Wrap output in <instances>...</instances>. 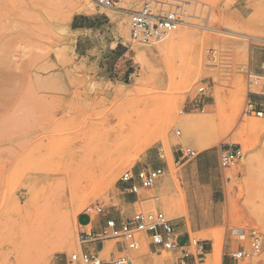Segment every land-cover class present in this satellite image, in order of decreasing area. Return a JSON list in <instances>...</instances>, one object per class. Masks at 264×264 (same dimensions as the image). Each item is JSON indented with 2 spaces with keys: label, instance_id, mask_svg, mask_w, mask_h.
<instances>
[{
  "label": "rangeland",
  "instance_id": "1",
  "mask_svg": "<svg viewBox=\"0 0 264 264\" xmlns=\"http://www.w3.org/2000/svg\"><path fill=\"white\" fill-rule=\"evenodd\" d=\"M143 1L0 0V264H67L84 213L99 227L140 211L203 242L195 264H208L219 235L216 264L238 244L250 254L239 264H264V111L247 106L250 92L264 97V78L247 86L264 54V0H182L176 31L188 39L166 54L129 39L127 15ZM229 144L242 158L223 170ZM185 148L197 156L178 164ZM143 168L164 174L126 205L119 178ZM137 240L131 264H171ZM116 242L105 241L104 262L120 256Z\"/></svg>",
  "mask_w": 264,
  "mask_h": 264
},
{
  "label": "built area",
  "instance_id": "2",
  "mask_svg": "<svg viewBox=\"0 0 264 264\" xmlns=\"http://www.w3.org/2000/svg\"><path fill=\"white\" fill-rule=\"evenodd\" d=\"M97 6L104 8H116V0H92ZM188 3L182 0H144L141 5L128 13V31L131 42L143 46H153L170 36L179 26L185 23L188 17L185 7ZM259 75L249 73L247 86L249 89L259 84V79L264 78V54L259 64ZM264 91V85L262 87ZM204 87L197 89V94L202 95ZM250 94H253L250 92ZM247 106L253 109L248 100ZM176 136L180 132L176 131ZM161 152V151H160ZM176 162L195 158L197 154L191 148L178 149ZM242 158L241 147L233 144L224 146L219 151V167L228 169L234 166ZM164 172L161 168H143L124 172L119 181L122 190L127 195L138 196L141 191H146L156 186ZM92 211L96 215L103 214V208L95 206ZM143 234L149 240V246L155 252L164 251L171 255V264H195L197 258L205 253V244L190 236L181 235L172 219L167 218L162 212H135L125 221L117 222L112 218H106L98 230H95L89 221L79 233V250L69 256L67 264H131V252L137 248V235ZM253 251L259 250L258 236L255 232L250 234ZM116 240L115 250L120 254L104 262L100 253L105 250V241ZM100 243V249L91 247L90 250H82L83 245ZM238 244L235 250L224 256L221 264H239L250 256L244 248Z\"/></svg>",
  "mask_w": 264,
  "mask_h": 264
},
{
  "label": "bare ground",
  "instance_id": "3",
  "mask_svg": "<svg viewBox=\"0 0 264 264\" xmlns=\"http://www.w3.org/2000/svg\"><path fill=\"white\" fill-rule=\"evenodd\" d=\"M82 1H85V3L87 4H91L90 0H77V3H81ZM56 2V1H55ZM84 3V2H83ZM84 3V4H85ZM86 5V4H85ZM83 9V8H82ZM187 24V23H186ZM186 39H188V33L186 31H176L174 32V34H172L171 36H168L165 41L163 40V42H160V45H158L157 50L159 54H166L176 48H178L180 46V43H182L183 41H185ZM5 49L3 47L0 48V79L1 80H5V74H4V58H5ZM139 59H143L145 58V56L143 54H139L137 55ZM16 90V89H15ZM173 117H175V114L172 113ZM173 120L176 118H172ZM244 121H246V123H248L251 126H256V125H260L257 121L253 120V119H245ZM111 175H109L110 177ZM111 178V177H110ZM240 239H243L244 237L239 235ZM138 248V245H137ZM144 245H142V248L140 251H138V255L144 251ZM220 253H221V235H219L216 239L214 244L212 245V250L211 253H209V255H207V262L208 264H216L219 260L220 257ZM140 261L136 260L135 264H138ZM253 263V262H252Z\"/></svg>",
  "mask_w": 264,
  "mask_h": 264
},
{
  "label": "crops",
  "instance_id": "4",
  "mask_svg": "<svg viewBox=\"0 0 264 264\" xmlns=\"http://www.w3.org/2000/svg\"><path fill=\"white\" fill-rule=\"evenodd\" d=\"M253 98H257V100H253ZM250 100H252V102H250L254 108H259L260 110L264 111V97H260L258 96L257 94L253 93L252 95H250L249 97ZM178 149H176L174 152H173V155H176V157L174 156V160H177L179 154H178ZM136 197L133 196V195H126L124 197V202L126 205H133L135 202H136ZM87 214L84 213L82 217H84L87 221V217L86 216ZM84 222V221H80V232H81V229L84 227V225L87 223V222ZM94 229L95 230H98L99 227H97L96 225H93ZM79 232V233H80ZM98 243H95V244H89V245H83L81 247L82 250H90L91 247H96L97 248V245Z\"/></svg>",
  "mask_w": 264,
  "mask_h": 264
}]
</instances>
